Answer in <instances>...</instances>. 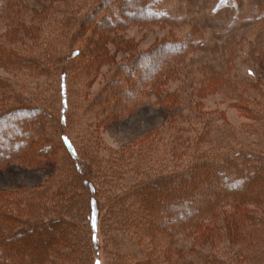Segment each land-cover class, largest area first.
<instances>
[{
    "label": "trees",
    "instance_id": "1",
    "mask_svg": "<svg viewBox=\"0 0 264 264\" xmlns=\"http://www.w3.org/2000/svg\"><path fill=\"white\" fill-rule=\"evenodd\" d=\"M177 7L0 0V65L14 78L0 76V172L48 170L40 185L0 189V264H95L99 251L106 264H264V156L201 99L231 91L256 134L264 85L257 67L252 78L227 59L215 68ZM252 20L264 41V3ZM131 26L168 32L140 49ZM150 96L167 109L162 125L107 145L100 129ZM217 128L234 136L212 144Z\"/></svg>",
    "mask_w": 264,
    "mask_h": 264
},
{
    "label": "rangeland",
    "instance_id": "2",
    "mask_svg": "<svg viewBox=\"0 0 264 264\" xmlns=\"http://www.w3.org/2000/svg\"><path fill=\"white\" fill-rule=\"evenodd\" d=\"M176 3L180 14L183 16V21L186 23L193 21L197 24V29L203 30L204 43L217 56L211 60L215 68L222 67L224 60L227 59L229 62H225V64L231 66L233 71L236 68L241 75L249 78L248 76L251 77L252 75L248 74L247 68L250 67L255 70L257 67L256 77L264 85V41L258 38V35L255 37L256 33L253 34L255 23L252 20L254 7L264 3V0H176ZM6 29V25L0 20V35ZM167 32L168 29L165 27L131 26L125 30L124 34L127 37H133L140 49H147L156 39ZM220 55L222 57L219 58ZM259 58L262 60L260 61ZM244 59L246 60L242 63ZM0 76L10 81L14 80L12 71L2 68L1 65ZM100 79L94 83L92 91L96 90ZM201 99L206 110L224 111L235 131L241 127L240 132L235 136L245 138L247 141L252 140L256 146H251L253 148L258 146L259 152L264 156V130H259L256 134L251 135L243 131V125L254 126V124L242 117L237 108L234 107L236 99L231 91L219 89V91L207 93ZM166 114L167 109L162 104H158L154 96H150L125 120L104 125L100 129V134L107 145L120 148L161 126ZM221 129L217 128L218 132L212 135V144L217 143L219 139H224L225 136H234L230 131L223 132ZM47 175V169L40 168L31 171L11 167L0 172V189L14 190L40 185ZM262 219L264 220V216ZM98 253L95 264H106L103 253L100 251Z\"/></svg>",
    "mask_w": 264,
    "mask_h": 264
}]
</instances>
